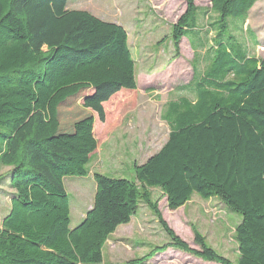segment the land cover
<instances>
[{"label": "trees", "instance_id": "16d2710c", "mask_svg": "<svg viewBox=\"0 0 264 264\" xmlns=\"http://www.w3.org/2000/svg\"><path fill=\"white\" fill-rule=\"evenodd\" d=\"M258 1L210 0L201 8L186 0L170 41L177 57L188 37L193 74L177 88L187 95L168 101L161 115L167 140L144 163H134L132 179L95 171L93 206L70 227L63 179L89 174L98 143L93 113L104 123V103L137 89L128 33L87 10L68 8V0H0V167L7 168L0 189H8L10 201L0 221V264H102L109 236L140 205L169 240L125 264H146L168 248L217 264H264V58L228 34L229 19L240 18L243 27ZM78 100L82 118L65 127ZM152 189L170 210L198 194L217 197L240 214L236 262L194 225L196 248L179 237Z\"/></svg>", "mask_w": 264, "mask_h": 264}, {"label": "rangeland", "instance_id": "374dc122", "mask_svg": "<svg viewBox=\"0 0 264 264\" xmlns=\"http://www.w3.org/2000/svg\"><path fill=\"white\" fill-rule=\"evenodd\" d=\"M194 4L209 8L210 0H194ZM67 5L70 9H84L103 20L122 25L129 33L128 41L136 64L139 87L121 90L112 96L104 106V123H100L93 113L95 119L92 131L98 137L99 148L94 151L95 156L88 168L91 170L90 175L92 171H97L114 178L132 179L134 167L128 160L135 156L137 161H143L165 143L169 127L161 115L166 103L180 95H187L186 91L176 88L191 80L194 52L188 37H184L176 57L170 41L171 25L184 14L186 0H68ZM241 23L240 18H230L228 34L246 46L249 54L264 58V0L256 2L243 27ZM193 42L195 46V40ZM80 103L81 100H78L73 104L77 108L71 118L69 109H63V118H70L64 123L65 127H72L74 122L82 118V114L77 113ZM110 152L113 153L110 155ZM6 170L0 167V174ZM90 175L63 179L69 197L70 227L82 221L80 206L92 202L96 183ZM7 190L6 187L0 189V221L10 207ZM152 193L153 199H159V210L169 227L191 247L196 248L191 228L194 225L220 255L236 262L234 234L241 220L240 214L217 197L206 200L198 194H193L184 206L170 210L166 198L161 197L158 189H152ZM168 240V235L151 210L142 205L129 223L119 225L114 234L109 236L103 247L102 264H125ZM146 264L217 263L168 248L155 254Z\"/></svg>", "mask_w": 264, "mask_h": 264}, {"label": "crops", "instance_id": "0c3cea01", "mask_svg": "<svg viewBox=\"0 0 264 264\" xmlns=\"http://www.w3.org/2000/svg\"><path fill=\"white\" fill-rule=\"evenodd\" d=\"M82 10H84V9H82ZM127 33H128V31H127ZM129 34V33H128ZM128 44H129V41H128ZM135 70H136V64H135ZM136 79H137V72H136ZM185 85V84H184ZM183 86V85H182ZM138 81H137V89H138ZM180 87V86H179ZM176 90H178L177 88H176ZM181 96V95H180ZM107 103V102H106ZM106 103H104V106L106 105ZM107 140V139H106ZM98 141V140H97ZM98 144V148H99V143H97ZM110 147H113V144H110L109 145ZM160 149V148H159ZM158 149V150H159ZM157 150V151H158ZM96 151V150H95ZM156 151V152H157ZM111 153H113V152H110V155H111ZM155 153V152H154ZM154 153H152L151 155H153ZM151 155H149V156H147V158L145 159V160H143V161H137V159H136V157L135 156H131V160L129 161L128 160V162H130V164H131V162H132V164H133V167H134V163H144ZM95 156V154H93L92 155V157H91V159L93 158ZM119 159H121V158H119ZM91 161V160H90ZM90 171L91 170H89V174L88 175H90ZM95 171H92V173H91V175L90 176H92V178H93V173H94ZM94 179V178H93ZM65 181V180H64ZM95 181V180H94ZM64 183V182H63ZM88 182H86L85 183V185L84 186H86V184H87ZM94 187H95V193H96V184L94 185ZM95 193L93 194V199H92V202H91V204H89V205H87L86 203L84 204V205H82V206H80V210H81V212H83L82 213V215L80 216V218H81V220L85 217V215H86V213H87V211L88 210H90L91 208H92V206H93V203H94V196H95ZM140 207H142V205H140ZM132 219V218H131ZM114 234V233H113ZM205 240H206V238H205ZM194 243V242H193ZM195 245V244H194ZM196 246V245H195Z\"/></svg>", "mask_w": 264, "mask_h": 264}, {"label": "water", "instance_id": "95a60500", "mask_svg": "<svg viewBox=\"0 0 264 264\" xmlns=\"http://www.w3.org/2000/svg\"><path fill=\"white\" fill-rule=\"evenodd\" d=\"M88 211H89V210H88ZM88 211H87V212H88Z\"/></svg>", "mask_w": 264, "mask_h": 264}]
</instances>
